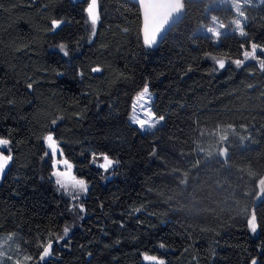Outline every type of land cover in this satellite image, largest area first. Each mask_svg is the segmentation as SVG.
<instances>
[{"label": "trees", "instance_id": "trees-1", "mask_svg": "<svg viewBox=\"0 0 264 264\" xmlns=\"http://www.w3.org/2000/svg\"><path fill=\"white\" fill-rule=\"evenodd\" d=\"M183 3L178 23L148 47L130 0H98L95 36L84 0H0V137L12 140L13 154L0 182V234L12 235L31 264H39L37 245L48 239L53 255L44 264H152L144 255L166 264L264 258V196L255 200L264 177V71L259 61L230 62L242 57V43L264 45V0L242 6L247 37L227 32L218 43L195 30L210 13L229 23L232 10L207 9L208 0ZM58 18L66 22L53 32ZM214 56L228 60L223 69ZM96 67L102 71L92 72ZM145 84L164 120L142 133L128 114ZM217 129L227 137L228 167L209 147ZM48 131L87 183L76 201L52 178ZM92 153L118 163L105 172ZM253 210L255 233L247 223ZM64 227L70 232L56 243Z\"/></svg>", "mask_w": 264, "mask_h": 264}, {"label": "snow or ice", "instance_id": "snow-or-ice-1", "mask_svg": "<svg viewBox=\"0 0 264 264\" xmlns=\"http://www.w3.org/2000/svg\"><path fill=\"white\" fill-rule=\"evenodd\" d=\"M221 2H226V0H221ZM86 7L83 11L86 13L87 22L91 24V31L92 35L95 36L96 34V27L98 22L100 21V9L98 0H84ZM137 3L142 10L143 13V27H142V34H143V43L145 46L152 47L154 46L159 38H162V34L165 31L166 27L169 25L170 21L172 20L173 16L179 14L184 10V3L182 0H137ZM241 5L237 3L234 5L235 12L239 15V17H245L244 11L241 10ZM211 20L215 22L217 17L212 16ZM66 21L64 19H52L50 23V29L55 32L58 30ZM236 30L239 32L240 37H247L248 33L244 30L242 26L241 20L236 19L234 21ZM219 28H225L224 24H220ZM207 32L211 33L216 38L221 36V32L216 31L214 28H206ZM219 42V39L216 40ZM241 56L242 58L236 59L234 61H230L234 63L237 67L244 66L246 62L249 60H259V68L261 71H264V60L259 59L257 56V52L261 55H264V45H258L255 42H249L248 48H245V44H241ZM60 51L67 56L69 53L66 51L67 46L64 44L59 45ZM250 49V50H249ZM215 59V58H214ZM216 63L219 65V68L223 69L225 67V60L217 59ZM92 72H101L102 69L99 67L91 69ZM82 75V73H81ZM27 87L29 89L32 88V84H28ZM149 93V87L147 84L144 85L142 91L138 94V99H143L147 97ZM144 115L148 117L147 120L141 119L137 116H133L132 122L138 126V129L144 132H152L153 129L156 128V125L164 120L163 116H159L158 118L155 116V113L146 110ZM57 121L53 120L52 124L55 125ZM44 139L48 142V147L51 150L50 152H45V156L51 155L53 163L52 167L54 169L52 175L57 177L55 183L65 191L69 190V187L72 189H78L79 192L86 193L87 183L83 179H77L75 176L71 175L70 172L67 171H60L57 168V165L63 164L66 168H71L72 166L68 163L67 160H58L56 159L57 151H58V144L56 139L54 138L53 134L49 132V134L44 137ZM227 137H221V140H226ZM12 140L7 138L0 137V177L3 176L6 169L9 167L11 161L13 160V154L11 149ZM5 151H7V155H5ZM202 151V149H201ZM62 156V152L60 153ZM153 155H155V149H153ZM208 155H212V153H208ZM218 155L227 157V149L223 148L219 151ZM92 160L91 162L98 168L104 169L105 172L108 171L114 164L118 163V161H114L111 159L106 153H92ZM98 160H102V163H97ZM260 185H264V178L259 180ZM71 199L76 201L79 199L78 194L71 195ZM79 209L81 212H84L83 204L79 205ZM248 227L250 228L252 233H255L258 229V222L257 217L255 214V210L252 211L250 218L247 221ZM70 229L68 227L63 228V235L56 237L55 242L60 243L65 240V237L68 236ZM9 240L12 237L8 238ZM26 246V241L23 242ZM53 239H48L46 242H41L37 245V256L39 264H44V262L53 255L52 248H53ZM160 248H164L163 244L159 245ZM259 252L264 254V246L258 249ZM90 255V253H89ZM24 259L28 262H33L32 256H26ZM144 260L152 262V264H166L165 260L159 259L157 256H150L144 255ZM15 264H20L19 261H16ZM249 264H264V258L262 257H250Z\"/></svg>", "mask_w": 264, "mask_h": 264}, {"label": "rangeland", "instance_id": "rangeland-1", "mask_svg": "<svg viewBox=\"0 0 264 264\" xmlns=\"http://www.w3.org/2000/svg\"><path fill=\"white\" fill-rule=\"evenodd\" d=\"M262 1L263 0H226V2H221V0H208L207 9H209L211 6L229 7L232 10V12H233V16L230 19V22L229 23H226L225 21H223L219 17H217V16H215V15H213V14L210 13V19H211L212 16H215V17H217V20L215 22H213L212 20H210L208 24H201L195 31L210 36L215 43H217L216 40L217 39H220V37L219 38H216L211 33L207 32L205 30L206 28H209V27L214 28V29H216V31L221 32V35L224 34V33H227V32H236L237 34H239L238 30H236V26H235L234 21L236 19H240L241 20V23H242V26H243L244 21H245V18L244 17H239V15L235 12L234 5H236L237 3H239L241 6H243L245 4H251L252 5V4L261 3ZM241 10H242V7H241ZM85 16H86V13H85ZM86 21H87V17H86ZM221 23L225 25V28H223V29L219 28V25ZM87 24H88V28L90 29L91 35H92L91 24H90V22H87ZM257 56L259 57V59L264 60V55H261L259 52H257ZM211 58L214 60L215 64H217L216 63V60L217 59H223V60H225V64L228 62L227 59H225L223 57H220V56H214V57H211ZM232 61H234V60H232ZM255 61H259V60H255ZM143 87L140 88L134 94V96L132 98V101H131L130 112L128 114V120L132 124H134L132 122V119H131L133 116H137V117H139L141 119L147 120L148 117L144 115V112L146 110H149V111L153 112V109H152L153 93L150 91V89H149V93H148L147 97H145L143 99H138V94L142 91ZM156 117L158 118V116H156ZM161 124H162V122L158 123L156 125V127L160 126ZM49 132L52 133V131H48L44 135V137H46L49 134ZM213 133H214V137H213V139L210 140L211 141V144H210L211 146H209V147L213 148L214 154L217 157V150L223 144L222 143V140H221V137H223V133L219 129H217ZM44 137H43V142H44V145H45V150H46V152H50L51 150L48 147V142L44 139ZM57 144H58V151H57L56 159H58V160H65V158L63 157V153H62V156L60 154L62 152V148H61L60 144L58 143V141H57ZM4 154L7 155L8 154L7 151H5ZM49 157L51 159V162L53 163V160H52L51 155H49ZM102 162L103 161L101 160V162H99V163H102ZM57 168L60 171L70 172L71 175L75 176L77 179H83V180H85L82 177L76 176L73 173V171H72V167L69 169V168H66L63 164H59V165H57ZM53 171H54V169L52 170V173H53ZM52 173H51V175H52ZM52 178L54 179V181L57 179V177H54L53 175H52ZM1 180H2V177H0V182H1ZM56 186L65 195L70 196V197L73 194H78L79 195V198H82V197L86 196V193H87V192L86 193L79 192L78 189H72L71 187H69V190L68 191H65L64 189L60 188L57 184H56ZM263 196H264V185H260L258 183V192H257L256 199L255 200L258 201ZM9 237H12V239L9 240L8 239ZM26 256H29V253L25 250V248H23L20 245V243L12 235L0 234V264H15L16 261H19L20 264H29V262L24 259V257H26Z\"/></svg>", "mask_w": 264, "mask_h": 264}, {"label": "water", "instance_id": "water-1", "mask_svg": "<svg viewBox=\"0 0 264 264\" xmlns=\"http://www.w3.org/2000/svg\"><path fill=\"white\" fill-rule=\"evenodd\" d=\"M130 1L135 3L139 7V5L137 3V0H130ZM182 2H183V0H182ZM139 10H140V14H141V37H142V40H143V34H142L143 13H142V10L140 9V7H139ZM182 13H183V11L180 12L179 14L173 16V18L170 21L169 25L166 27L165 31L163 32L162 38H159L156 44H159L161 42V40L163 39V37L178 23V21L181 18ZM223 148L227 149V157L218 155L219 151L222 150ZM230 155H231V151L224 144H222L217 150V159H218V161L220 163H222L223 165H225L226 167H228L230 165V161H229Z\"/></svg>", "mask_w": 264, "mask_h": 264}]
</instances>
